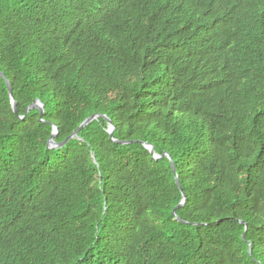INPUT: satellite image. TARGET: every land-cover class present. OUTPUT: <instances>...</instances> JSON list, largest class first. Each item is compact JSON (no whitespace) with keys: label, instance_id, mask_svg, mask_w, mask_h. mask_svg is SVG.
<instances>
[{"label":"trees","instance_id":"1","mask_svg":"<svg viewBox=\"0 0 264 264\" xmlns=\"http://www.w3.org/2000/svg\"><path fill=\"white\" fill-rule=\"evenodd\" d=\"M0 72V264H264V0H0Z\"/></svg>","mask_w":264,"mask_h":264},{"label":"water","instance_id":"2","mask_svg":"<svg viewBox=\"0 0 264 264\" xmlns=\"http://www.w3.org/2000/svg\"><path fill=\"white\" fill-rule=\"evenodd\" d=\"M0 76L5 80L6 82V85H7V88L9 90V93H10V99H11V105H12V109H13V112L15 113V115L19 116V112H18V109H17V103L15 102L14 100V97H13V91H12V87L10 85V82L6 79L5 75L0 72ZM37 110L39 113H40V119L42 120V117L44 115V104L40 101V100H35L28 108H27V113L28 111L30 110ZM100 115H93L89 118H87L86 120H84L80 126L78 127V129L76 131H74L68 138H66L63 142H60V143H57L55 142V137L58 135V130L56 127H54V131L52 133V136L50 138V140L48 141V148L49 149H60L62 147H64L69 141L73 140V139H79L78 137V134L79 132L84 129L86 126H88L91 122H93L94 120H96L97 118H99ZM20 119H23L24 117H19ZM104 119H106L110 124H111V121L106 117L104 116L103 117ZM115 131V127L111 124L109 130H108V133L110 134V137L113 139V133ZM114 142L116 143H124V142H119L117 140H114ZM150 152L151 154L153 155L154 154V148L153 146L150 148ZM163 156H160V157H156V159H162ZM177 184L179 185V188L181 189L180 187V184L179 182L177 181ZM184 205V198L182 199V201L180 202V204L174 209L173 211V215L175 216V218L180 221V222H183V223H186L184 221H181V219L176 215V211L178 208L182 207ZM241 224H243V222L241 221Z\"/></svg>","mask_w":264,"mask_h":264}]
</instances>
